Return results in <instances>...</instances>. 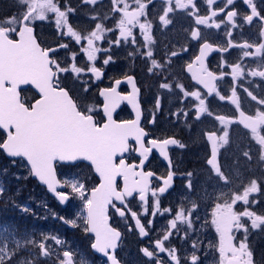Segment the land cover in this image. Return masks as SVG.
<instances>
[{
    "label": "flooded vegetation",
    "instance_id": "obj_1",
    "mask_svg": "<svg viewBox=\"0 0 264 264\" xmlns=\"http://www.w3.org/2000/svg\"><path fill=\"white\" fill-rule=\"evenodd\" d=\"M48 1L52 12L64 14V7H68L67 22L56 24L59 37L65 27L68 31L65 30L61 42L50 46L44 43L34 28L35 35L43 49L50 50L53 86L68 93L79 113L91 116L94 126L101 127L106 119L101 108L103 99L99 96L100 90L111 89L115 80L128 76L135 78L139 89L142 112L139 129L142 133L138 134V142L133 139L128 141L125 153L116 158L114 164L116 167L122 164L139 175L151 178L144 194V204L139 199V193L128 198L124 196L123 176L116 181L115 189L122 194V203L119 205L111 199L107 216L111 227L122 233L117 257L122 260V243L127 233H135L140 238L135 230V221H139L146 231L145 237L140 238L144 244L142 248L148 250L145 258L153 259L155 252V264H168L166 257L159 259L166 250L160 244L161 250H158L157 242L152 240L155 233L153 227L149 228L142 221L139 211L131 206L136 202L148 209L154 206L152 212L146 214L154 217L156 204L163 202L164 205L177 189L193 188L194 185L187 188L196 179L192 170L201 168L197 175L199 182L212 184L216 180L226 187L218 199H222L221 203H225L227 208L213 207L207 210V214L212 213L218 229L224 237H229L230 254H234V263L231 256L230 263L264 264L263 246L255 240L258 232L249 229L244 233L245 228L252 226L253 219L264 215V203L260 202L264 189L259 183L248 194L247 186L240 183L238 189L230 180L231 168H264V0H82L83 6H79L80 0H34L33 4L37 9L40 3L47 4ZM89 3L93 6L89 7ZM84 7L88 13L93 10L98 12L97 17L102 19L99 26H109L110 30L97 36H106L110 41L123 31L126 34L123 39L131 41L129 68L116 69L109 80L107 67L106 70L92 66L85 71L95 89L88 101L99 102L94 110L88 108L86 101L69 84H61L57 67L58 55L60 52L67 53L72 39L69 30L84 34L83 24L85 28L92 27L93 19L74 12L80 10L84 15ZM120 14H126V19ZM105 52L109 54L112 50ZM93 69L103 71L101 81L94 79ZM69 78L70 74L66 79ZM128 91L126 84H121L117 90L123 95ZM37 97L29 88L21 91V101L28 108ZM133 118L125 103L113 116L118 123L131 122ZM4 138L2 133L1 141ZM78 171L79 179L72 181L69 173ZM53 175L55 181L51 194L36 178L31 177L30 171V179L49 198L53 220L60 224L57 226L58 234L62 236V232L64 236L59 245L66 247L70 232L76 227L66 220L69 214L66 211L71 210V205L77 201L83 207L87 225L90 192L98 187L100 180L93 167L83 161L65 163L55 160ZM165 181L172 182V187L161 194L159 190ZM20 218L24 215L21 214ZM25 219L30 222V216ZM24 248L17 253L20 258L27 257L28 262L23 264H39L42 259L36 258V250L25 248L23 251ZM55 260L53 256L51 263L48 261L47 264L55 263ZM170 260L178 263L177 259Z\"/></svg>",
    "mask_w": 264,
    "mask_h": 264
},
{
    "label": "rangeland",
    "instance_id": "obj_2",
    "mask_svg": "<svg viewBox=\"0 0 264 264\" xmlns=\"http://www.w3.org/2000/svg\"><path fill=\"white\" fill-rule=\"evenodd\" d=\"M33 1L0 0L1 24L3 22V24L13 25L15 30L18 29L21 17L32 7ZM11 3H16V7H11L9 14L3 13L6 5H12ZM79 3V6H83L82 0ZM49 4V1L47 4L40 3L26 22V25H32L36 29L37 34L47 46L53 45L54 42H61L60 38L65 30L68 31L65 27L60 37L56 31L58 22L61 24L67 22L68 7H64L66 12L60 14L58 11L52 12ZM91 6L93 3H89V7ZM74 12L79 16H89L91 20L93 19V24L89 29L85 28V24L82 25L84 34L73 29L69 30L72 39L67 53L60 52L58 55L59 80L61 84L65 82L69 84L86 101L88 108L94 110L98 108L99 102L88 101L95 89L92 87L91 77L85 71L92 66L106 70L108 68L109 71L106 72L107 80H109L112 79L116 69L129 68L128 65L131 64V43L129 42L131 41L123 39L126 37L123 31L119 35H114L110 41L106 36H97L109 29V26H99V21L102 19L97 17L96 10L88 13V9L84 7L82 10L84 15L80 13V10ZM120 16L126 19V14H120ZM120 21L123 22L121 18ZM108 49H111L112 53H106ZM68 74L70 78L66 79ZM1 140L0 132V142ZM84 170V173L88 174V171ZM200 170L201 168L192 170L196 179L192 181V184L187 185V188L194 185L192 189H177L168 197L164 205L163 202L155 205L157 211L154 217L146 216L148 212H152L154 206L148 209L140 202L131 206L139 211L142 221L149 228L153 227L155 233L152 240L166 250L159 259L166 257L165 261L168 264H231L234 254H230L229 237H224V233L218 229L212 213L207 214V210L213 207L219 206L223 210L227 208L225 203H221L222 199H218L224 194L225 184H218L216 180L212 184L199 182L197 175ZM259 171L263 174L261 175ZM230 173V180L234 185L240 189L239 185L243 183L247 186L248 194L254 191L259 183L264 189V168H242V170L231 168ZM79 175V171L69 173L72 181L78 180ZM240 175L242 176L239 178ZM260 202L264 203V196ZM82 209L80 203L74 201L71 210L69 208L66 211L69 212L66 220L76 227L70 232L71 236L66 242V247L59 245L63 242L64 236L62 232V236L58 234L57 226L60 224L53 220V212L49 209V198L46 192L30 179V171L24 161L10 160L0 150V264L28 262L26 256L20 258L17 254L22 247L36 250V258L46 263L48 261L51 263L55 256L57 260L52 264H107L106 260L96 259L87 254L90 238L86 233V217ZM262 209L264 211V208ZM21 214L24 218H20ZM27 216H30V222L25 219ZM220 216L225 218L223 214ZM260 216L262 218L253 219L252 226L245 228L244 233H247L245 230L250 229L252 232L256 230L258 234L255 240L264 249V215ZM12 230L16 232L12 233ZM133 234L127 233L124 238L121 261L124 264H155L157 257L155 252L152 255L153 259L145 258L141 252L146 247L142 248L144 244L141 239L137 234ZM248 235H250L249 232ZM258 235H260L259 239ZM199 240L200 243H198ZM196 246H198L197 249ZM25 248L23 251L26 250ZM199 248L201 252H198ZM170 259H177L178 263H173ZM232 262L234 263L233 259Z\"/></svg>",
    "mask_w": 264,
    "mask_h": 264
},
{
    "label": "water",
    "instance_id": "obj_3",
    "mask_svg": "<svg viewBox=\"0 0 264 264\" xmlns=\"http://www.w3.org/2000/svg\"><path fill=\"white\" fill-rule=\"evenodd\" d=\"M34 11L35 6L22 16L15 39L8 36L9 28H0V130L6 134L0 149L7 158L25 160L31 177L51 194L55 160L83 161L92 166L100 182L91 190L86 209L87 233L93 237L90 249L108 264H123L116 257L121 233L110 226L107 208L111 199L122 203V194L115 189L119 176H123L124 196L128 198L139 193V199L146 203L144 194L151 177L114 164L115 159L125 153L128 141L138 142V134L142 133L139 129V89L133 76L115 80L111 89H101L99 96L103 99L101 108L106 120L101 127H95L91 116L79 113L63 88L53 87L50 50L42 49L33 27L26 25ZM92 73L96 81L103 79V71L93 69ZM121 84L127 85V94L117 92ZM28 87L38 96L30 108L21 102L20 94ZM123 103L133 113L131 122L118 123L113 119ZM171 187L172 182L165 181L159 191L164 194ZM135 230L140 238L146 235L139 221H135ZM157 248L161 250L159 245ZM142 254L147 255V252L143 249Z\"/></svg>",
    "mask_w": 264,
    "mask_h": 264
},
{
    "label": "trees",
    "instance_id": "obj_4",
    "mask_svg": "<svg viewBox=\"0 0 264 264\" xmlns=\"http://www.w3.org/2000/svg\"><path fill=\"white\" fill-rule=\"evenodd\" d=\"M12 5H6V8L4 9V11H3V13H5V14H9V12H10V10L12 9L11 7H16V3H11ZM0 23H1V21H2V13L0 14ZM2 25H8V24H3V22H2ZM33 95V94H32ZM87 254H88V256H92V257H94L95 258V256L94 255H91V252L88 250L87 251ZM39 264H47L46 262H43V261H40V263Z\"/></svg>",
    "mask_w": 264,
    "mask_h": 264
}]
</instances>
